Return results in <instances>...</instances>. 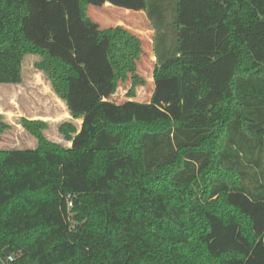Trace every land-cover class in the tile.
Listing matches in <instances>:
<instances>
[{
  "label": "trees",
  "instance_id": "16d2710c",
  "mask_svg": "<svg viewBox=\"0 0 264 264\" xmlns=\"http://www.w3.org/2000/svg\"><path fill=\"white\" fill-rule=\"evenodd\" d=\"M79 21L104 43L111 92L135 98L141 38ZM22 0H0V85L23 82L26 57L81 129L71 147L23 120L35 149L0 150V264H251L264 252V0H143L158 88L133 102L80 109L72 63L26 33ZM75 101V102H74ZM4 127H2L3 129ZM1 133V129H0ZM5 250L12 261L7 260Z\"/></svg>",
  "mask_w": 264,
  "mask_h": 264
},
{
  "label": "rangeland",
  "instance_id": "374dc122",
  "mask_svg": "<svg viewBox=\"0 0 264 264\" xmlns=\"http://www.w3.org/2000/svg\"><path fill=\"white\" fill-rule=\"evenodd\" d=\"M89 16L100 28L123 26L142 40L144 55L138 73L146 85L137 89L135 98L127 96L129 83L111 92L112 73L104 43H97L94 30L79 21L74 0H22L21 13L29 38L47 48L54 56L72 63L80 79L71 82L75 105L90 108L98 102L115 107L133 102L142 116H148L151 99L158 86L153 73L156 59L153 54V32L148 22L143 0H89ZM39 58L26 57L23 82L0 85V150L35 149L38 140L22 127L23 120L43 122L46 140L64 148L71 147L60 132L63 122H71L79 131L81 119L73 120L66 103L57 97L51 83L34 64ZM2 127H4L2 129ZM251 264H264L262 256Z\"/></svg>",
  "mask_w": 264,
  "mask_h": 264
},
{
  "label": "built area",
  "instance_id": "2783aa9c",
  "mask_svg": "<svg viewBox=\"0 0 264 264\" xmlns=\"http://www.w3.org/2000/svg\"><path fill=\"white\" fill-rule=\"evenodd\" d=\"M7 260H8V261H12V260H13V258H12V257H10V256H7Z\"/></svg>",
  "mask_w": 264,
  "mask_h": 264
},
{
  "label": "water",
  "instance_id": "95a60500",
  "mask_svg": "<svg viewBox=\"0 0 264 264\" xmlns=\"http://www.w3.org/2000/svg\"><path fill=\"white\" fill-rule=\"evenodd\" d=\"M5 254H6V256H8L9 255V251L5 250Z\"/></svg>",
  "mask_w": 264,
  "mask_h": 264
},
{
  "label": "crops",
  "instance_id": "0c3cea01",
  "mask_svg": "<svg viewBox=\"0 0 264 264\" xmlns=\"http://www.w3.org/2000/svg\"><path fill=\"white\" fill-rule=\"evenodd\" d=\"M156 59V58H155Z\"/></svg>",
  "mask_w": 264,
  "mask_h": 264
}]
</instances>
